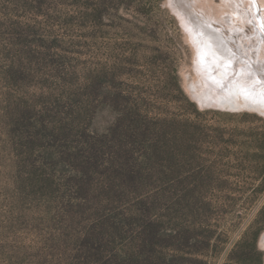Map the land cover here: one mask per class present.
Wrapping results in <instances>:
<instances>
[{
  "label": "rangeland",
  "instance_id": "rangeland-1",
  "mask_svg": "<svg viewBox=\"0 0 264 264\" xmlns=\"http://www.w3.org/2000/svg\"><path fill=\"white\" fill-rule=\"evenodd\" d=\"M170 2L0 0V264H115L130 244L133 264H264V114L199 105L195 43ZM79 113L88 134L120 119L124 157L170 132L145 250L142 223L116 239L99 216L120 212L69 182Z\"/></svg>",
  "mask_w": 264,
  "mask_h": 264
},
{
  "label": "trees",
  "instance_id": "trees-1",
  "mask_svg": "<svg viewBox=\"0 0 264 264\" xmlns=\"http://www.w3.org/2000/svg\"><path fill=\"white\" fill-rule=\"evenodd\" d=\"M85 116L86 114L79 113L76 120L71 122L73 134L79 137L70 146L74 167L69 182H73L75 187L83 192L81 197L84 201H89L90 196V199L94 200L97 195L96 190L100 189L102 195L101 198L98 197L97 202L101 213L108 207L112 213L120 212V214L99 216L101 224H112L116 239L127 233L125 228L130 223H142L143 232L139 234L142 239L137 244L145 250L148 245L146 225L150 224L146 215L149 214L152 206L154 208L160 206L157 202L162 201L165 193V190L157 185H162L167 175L165 163L166 158L169 157L167 144L168 139L171 138L170 132H167V135L163 132L165 139L159 142V145L142 140V146L137 149L140 150V156L135 157V153L132 152L124 157L121 155L129 150L122 147L121 120L117 119L107 130H89L88 134L84 127L79 126V122L82 123L80 118ZM128 116L132 118L131 122L134 126L142 123V127L132 129L141 131L146 138L152 139L148 134L150 131L156 132L157 127L154 129L151 122L153 120L156 123L155 119L148 114H139L137 110L130 111ZM170 127L169 125V130ZM61 130H65V126ZM134 136L136 135L132 134L131 138ZM180 136L181 132H178L175 137L180 139ZM51 157L53 158V155ZM153 172H155L154 176ZM151 200L155 201L152 203ZM89 205L87 203L86 206ZM89 210L96 212V207H91ZM139 215L141 216L137 217ZM139 251L142 250L136 251L131 244L119 249L114 257L115 264L140 262L142 255L137 253Z\"/></svg>",
  "mask_w": 264,
  "mask_h": 264
},
{
  "label": "bare ground",
  "instance_id": "bare-ground-1",
  "mask_svg": "<svg viewBox=\"0 0 264 264\" xmlns=\"http://www.w3.org/2000/svg\"><path fill=\"white\" fill-rule=\"evenodd\" d=\"M217 2H170L195 43L201 79L196 99L203 107L264 114V0Z\"/></svg>",
  "mask_w": 264,
  "mask_h": 264
}]
</instances>
